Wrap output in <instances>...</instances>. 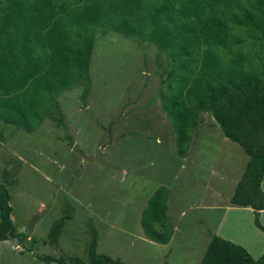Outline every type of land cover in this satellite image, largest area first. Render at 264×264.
Wrapping results in <instances>:
<instances>
[{"label": "rangeland", "instance_id": "obj_1", "mask_svg": "<svg viewBox=\"0 0 264 264\" xmlns=\"http://www.w3.org/2000/svg\"><path fill=\"white\" fill-rule=\"evenodd\" d=\"M10 1L0 0V11ZM167 57V52H159L146 40L133 41L111 31L94 47L90 76L95 94L87 97L85 105L78 100L80 86L61 95L65 129L49 115L35 131L11 128L0 120V188H9L15 228L29 236L23 242L0 239V264H49L38 254L88 262L93 228L99 236L97 251L119 259V264H200L210 234L245 245L255 259L264 255V229L255 224V212L230 202L236 186L230 178L243 174L249 156L239 143L227 137L223 141L221 127L211 126L210 116L198 128L200 139L193 144V153L205 167L219 161L222 172H227V165L235 167L227 181L217 182L223 192L215 202L223 210H210L207 216L190 209L199 201V181L195 182L191 163L185 172L178 171L175 183V141L171 143L168 127L157 126L158 117L172 123L160 116L162 67L158 62L168 63ZM93 110L99 111L93 119L96 122L85 119L79 126L77 116L87 117ZM229 157L233 158L230 164ZM162 186L176 188L168 193V217L177 228L179 207L172 198L186 186L179 205L185 214L182 228L187 222L190 226L180 229L171 244L153 246L145 240L141 217ZM68 207L73 218L66 223L58 245H52L48 240L51 228Z\"/></svg>", "mask_w": 264, "mask_h": 264}, {"label": "trees", "instance_id": "obj_2", "mask_svg": "<svg viewBox=\"0 0 264 264\" xmlns=\"http://www.w3.org/2000/svg\"><path fill=\"white\" fill-rule=\"evenodd\" d=\"M111 31L168 53V63L158 62L161 107L181 158L202 111L244 148L249 160L231 202L252 207L255 224L264 229V0H11L0 11V120L35 131L49 115L65 129L61 95L80 86L78 100L85 105L95 94L94 47ZM168 193L158 188L141 217L146 236L163 244L174 234ZM71 210L54 222L52 245L73 218ZM12 213L9 188L2 185L0 239L23 242L29 236L17 231ZM98 239L93 228L88 262L37 256L49 264H119L97 251ZM200 264H264V255L255 259L242 245L213 235Z\"/></svg>", "mask_w": 264, "mask_h": 264}, {"label": "crops", "instance_id": "obj_3", "mask_svg": "<svg viewBox=\"0 0 264 264\" xmlns=\"http://www.w3.org/2000/svg\"><path fill=\"white\" fill-rule=\"evenodd\" d=\"M94 105H95V103H94ZM161 113H160V116L161 117H163V118H164V116L167 117L166 113L163 112L162 107H161ZM97 114L98 113L93 110L92 113L90 115H88L87 117L78 115L77 117H79V126L81 125V123H83L85 121V119L88 120V121H91V122L95 123L96 121H94L93 119L96 116L98 117ZM207 116H210L211 119L214 120L213 123L212 122L210 123V125L211 126H214V127L216 125V127H217V123H216L214 117L212 116V114L209 113V112L202 111L200 113V121L198 123V126L194 129L193 134H192V139L190 141L191 147L189 145L188 153H187V155L184 158L179 157V155L177 153L176 133H175V130H174V127H173L172 123L169 124V122L167 120H163L162 118L158 117L159 118V122L157 123V126L158 127L160 126V127H163V128L168 127L169 130H166V132L167 131H170V133H171V137H172L171 143L173 142V140L175 141V145H176V149L175 150L176 151L175 152L173 151V154L175 155V158H176V161H177V163H176V165H177L176 171L177 172L175 173L176 174L175 175V179H176V182L175 183H177V185H178V171L179 172H185V170H187L188 167H189L188 164L190 165V163L194 167V172H195L194 179L196 180L195 182H198L199 181V183H198L199 189H197V191H198V195H197L198 196V199L197 200H199V201L197 203H194V204L189 205V206H192L190 209L199 210L200 213H205V214H208L207 216H209V215H211V211L210 210H213V209H216V208L223 210V206L221 204L215 202V200L217 198H219V197L222 196V192H223V189L222 190H219L217 188V182L218 181L223 182L222 180L227 181V179H228V175L227 174L228 173H231L234 170L235 167H233L232 164L231 165H227V167H228L227 168V172H222V168L223 167H222L221 161H219L218 163H215L214 165L209 163V166H207V167H205V164H201L200 165V164L197 163V160H198L197 158L198 157L196 156L197 153L196 154L193 153V144L195 143L196 140H199L200 139V134H199L200 132H199L198 128L201 126L202 122L205 120V118ZM98 120H99V118H97V121ZM67 121H68V124L69 125H72L70 118H68ZM73 123L75 125V122H73ZM89 124H90V122H89ZM75 127H76V132H78L77 135L80 136L81 133L79 132V130L77 131V129H78L77 128V125H75ZM206 129L209 130L208 127ZM226 140L227 139H226V136H225V139H223V141H226ZM79 141H81V140H79ZM202 144L203 143L201 141L198 143V145H202ZM81 151H84L85 152V149L81 148ZM229 161L230 162H228V164L232 163L233 162V158L229 157ZM247 163H248V161H247ZM178 167H180V169H178ZM245 168H246V166H245ZM204 172L206 174L204 176H201L202 173H204ZM242 175L243 174H239V176L237 178H235V176H232L230 178V181H234V183H236V186H237V184H238L239 180L241 179V176ZM236 186H235L233 192L235 191ZM184 187L186 188V186H184ZM185 188H183L182 190H180L179 195H178V192H177V195H175V197L172 198V201H175V202L178 201V207H179V210H178V228H177V225L172 221L173 222V225H174V234L172 236L171 241L168 244H171L174 241V239L176 237V234H177V232L180 231V229L184 230V229L187 228V226H190V223H188V222L185 224L184 228H182V225H181V218L185 214H183L184 213V212H182V208L183 207L179 205V202L182 200L181 199V195L184 193L183 191L185 190ZM168 189L170 191L169 193L172 194V189H176V188L175 187H173V188L170 187ZM262 189L264 191V179H263V182H262ZM199 191H200V193H199ZM233 192L231 194V197L233 195ZM186 196L189 197L188 194ZM229 198H230V196H229ZM230 202H231V200H230ZM231 204L232 205H237V204H233L232 202H231ZM226 205L229 206L230 204L227 203ZM185 207L187 208L188 206H185ZM247 207H250V206H247ZM170 209H171V204H170V199L168 197V210H167V215L170 213ZM253 211H254V209H253ZM262 214H264V210H262L261 213H260V219L264 223V218H263V215ZM197 222L200 223V224H202V221H197ZM210 223L211 222L207 223L206 225L209 226ZM202 227H204V226H202ZM214 235H218V234H214ZM211 236H212V234H210V237L208 239V242L211 240V238H212ZM145 240L146 241H149L150 244L153 243L152 244L153 246H156L157 244H160L159 242L152 241L149 238H146ZM208 244L206 246H204L205 251L207 249ZM245 248H246V246H245Z\"/></svg>", "mask_w": 264, "mask_h": 264}]
</instances>
